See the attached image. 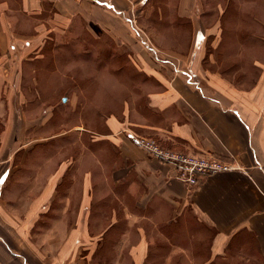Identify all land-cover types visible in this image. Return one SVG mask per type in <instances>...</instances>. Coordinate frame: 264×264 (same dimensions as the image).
Here are the masks:
<instances>
[{
    "label": "crops",
    "instance_id": "0c3cea01",
    "mask_svg": "<svg viewBox=\"0 0 264 264\" xmlns=\"http://www.w3.org/2000/svg\"><path fill=\"white\" fill-rule=\"evenodd\" d=\"M200 3L0 0V264H148L155 237L173 234L185 242L167 238L168 264H264V64L249 87L204 68ZM100 24L104 40L90 34ZM82 31L117 73L144 79L148 104L127 86L122 110L106 107V133L34 136L22 89L37 92L33 76L48 71L37 63L84 43ZM73 134L83 148L66 149ZM132 135L234 169L190 187Z\"/></svg>",
    "mask_w": 264,
    "mask_h": 264
},
{
    "label": "rangeland",
    "instance_id": "374dc122",
    "mask_svg": "<svg viewBox=\"0 0 264 264\" xmlns=\"http://www.w3.org/2000/svg\"><path fill=\"white\" fill-rule=\"evenodd\" d=\"M202 1L200 0L204 5L202 9L207 6L204 18L201 19L208 36L204 49V68L222 73L224 78L235 85L251 86L258 79L259 69L264 64V0ZM102 24L92 25L89 30L91 35L97 38L102 36L104 40L105 30ZM88 33L82 31L80 35L86 42L67 45L66 50L59 54L53 51L54 45H46L43 54L54 53L55 57L49 56L42 63H37L39 71L42 68L48 70L38 71L33 76L36 78L34 83L38 85V91L28 94L22 89L21 94L32 101L25 110L34 136L52 137L62 132L78 131L83 126L94 128L101 134L106 133V107L120 112L127 86L137 88L134 99L143 96L145 104H148L150 86L138 76L117 73L116 70L122 63L105 57V43L99 40L89 41ZM105 92H108V99H105ZM69 138V141H65L66 144L69 143L65 145L66 149H71L76 142L83 148L88 142L79 141L74 134ZM51 142L56 144L61 141ZM56 147L53 145L50 149ZM167 238H171L174 245L184 246L185 236L173 234ZM167 238L155 237L158 244L151 254L154 261L150 259L148 264H168L172 244ZM194 254L198 260L207 255ZM182 257L183 253H180L175 259L177 261ZM178 264L184 263L182 261Z\"/></svg>",
    "mask_w": 264,
    "mask_h": 264
},
{
    "label": "built area",
    "instance_id": "2783aa9c",
    "mask_svg": "<svg viewBox=\"0 0 264 264\" xmlns=\"http://www.w3.org/2000/svg\"><path fill=\"white\" fill-rule=\"evenodd\" d=\"M134 143L149 155L174 168L175 178L190 187H196L204 177L231 171L234 166L214 156L194 155L163 147L156 139L135 137Z\"/></svg>",
    "mask_w": 264,
    "mask_h": 264
}]
</instances>
